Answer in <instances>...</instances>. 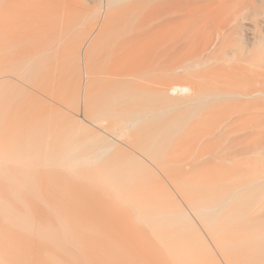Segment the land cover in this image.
I'll list each match as a JSON object with an SVG mask.
<instances>
[{
    "label": "bare ground",
    "instance_id": "6f19581e",
    "mask_svg": "<svg viewBox=\"0 0 264 264\" xmlns=\"http://www.w3.org/2000/svg\"><path fill=\"white\" fill-rule=\"evenodd\" d=\"M246 3L0 0V264H264Z\"/></svg>",
    "mask_w": 264,
    "mask_h": 264
},
{
    "label": "rangeland",
    "instance_id": "374dc122",
    "mask_svg": "<svg viewBox=\"0 0 264 264\" xmlns=\"http://www.w3.org/2000/svg\"><path fill=\"white\" fill-rule=\"evenodd\" d=\"M243 3H244V2H242V3H238V2H237L235 8H236V9L239 8V6H240L241 4H243ZM243 9H244V11H245V16H244L245 19H244V21H243L244 23H243V27H242L241 29H243L244 32H250L251 29L255 30L256 32H257V31L260 32V31L263 30V33H264V13H260L259 15L255 14L254 12L251 11L252 8L249 6V3H246V5L243 6ZM230 32H231V33L234 32V27H233V26H230ZM249 47H252V45H249ZM158 59H159V58H158ZM158 59H157V60H149V61L141 62L142 64L140 63V64H141V65H140V68H141L142 65H143L144 68H145V67L147 68V69L145 68V69H143V70H145V71H146V70H149V73H145V72L142 70V72L146 74L145 79H144V78H143L144 80L142 79L143 76H142V77L140 76V78H141L142 80H141L140 78H139V80H138V77H139V76H138V77L136 76L137 78L134 76L135 78H133V79L136 80V81L138 80V83H141V82H142V84L145 85V86H147V84H148V86L151 84V86L153 85V86H155V87H158V86H159L158 84H159V82L161 81L159 78L162 77L161 74H160V73H162V72H160L161 69H160L159 66H158V65H161V62H160V60H158ZM158 61H159V63H158ZM147 62H148V63H147ZM154 62H155V63H154ZM151 63H152V64H151ZM131 65L134 66V68H135V65H133V63H131ZM154 65H155V66H154ZM132 66H131V67H132ZM138 66H139V65H138ZM150 66H151V67H150ZM132 68H133V67H132ZM134 68H133V69H134ZM156 68H157V69H156ZM150 69H151V70H150ZM152 69H154V71H152ZM158 70H159V71H158ZM150 71H151V72H150ZM156 71H157L158 73L160 72V73H159V74H160V75H159V78H157V77H158V74H157ZM146 72H147V71H146ZM153 72H155V73H153ZM143 73H141V74H143ZM150 73H151V74L153 73V76H154L155 74H157V76L155 75L154 78L152 77V79H154L153 81H151L152 79L150 80V78H151V74H150ZM147 74H150V75L148 76L149 79H148V77H147ZM143 75H144V74H143ZM155 79H157V80H155ZM161 79H162V78H161ZM148 80H150V81H148ZM139 81H140V82H139ZM154 81H155V82H154ZM157 81H159V82H157ZM144 82H146L147 84H146V83L144 84ZM149 82H150V83H149ZM156 82H157L158 84H157ZM156 85H158V86H156ZM148 86H147V87H148ZM151 86H149V87H151ZM153 86H152V87H153ZM153 88H154V87H153ZM94 123H95L94 125L97 124V122H94ZM184 152H185V151H184ZM191 152H192V149H191ZM193 152H194V151H193ZM192 155H193V154H192ZM197 176L199 177V176H201V174H199V175H197ZM206 176L209 177V176H211V175H209V174H204V175L201 176L200 178H202V177H205V178H206ZM212 176H215V177H216V175H212ZM212 176H211V177H212ZM175 177H177V176H175ZM208 177H207V178H208ZM211 177H210V178H211ZM215 177H213V178H215ZM218 178H219V176H218ZM168 185H169V184H168ZM174 186H175V185H174ZM171 188H172V187H171ZM162 192H163V191H162ZM165 192H166V191H165ZM163 193H164V192H163ZM179 194H180V193H179ZM179 194H178V193L176 194L177 197L179 196ZM163 195H164V199H165V194H163ZM180 195H181V194H180ZM166 196H167V194H166ZM168 197H169V196H168ZM177 197H175V198H177ZM170 198H172V200L174 199L173 201H175V203H174L175 205H173V204H169L170 201H171V203H172V200H171V199L169 200L168 198H167L168 201H166V203L169 202V203H168L169 205H168V204H167V205H168V206L173 205V207L175 208V209H174L175 211L173 210L174 213H175L176 211L179 212V211H178V210H179L178 207L180 208V206H179L178 202H177L178 205H177V207H176V199H175L174 197H170ZM178 198H179V197H178ZM168 206H167V207H168ZM171 208H172V207H171ZM167 209H170V208H167ZM172 209H173V208H172ZM176 209H178V210H176ZM170 210H171V209H170ZM171 211H172V210H171ZM177 214H178V213H177ZM185 223H186V222H185ZM186 224H187V226H190V223H189V224L186 223ZM191 224H192V223H191ZM190 227H192V229H194L193 226H190ZM192 229L190 228V230H192ZM190 230L188 231V234H190V232H191ZM195 231H196V230H195ZM192 232H194V230H193ZM192 232H191V233H192ZM194 234H195V233H194Z\"/></svg>",
    "mask_w": 264,
    "mask_h": 264
}]
</instances>
